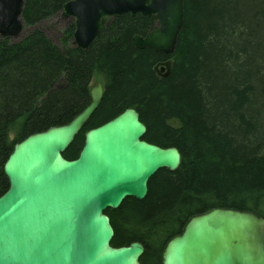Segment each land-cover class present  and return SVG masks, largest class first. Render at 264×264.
<instances>
[{
	"label": "trees",
	"instance_id": "1",
	"mask_svg": "<svg viewBox=\"0 0 264 264\" xmlns=\"http://www.w3.org/2000/svg\"><path fill=\"white\" fill-rule=\"evenodd\" d=\"M66 1L24 0L21 19L32 29L16 41L0 38V195L14 145L71 121L100 81L101 102L65 159L78 156L89 129L126 108L145 125L143 140L176 147L181 158L175 171L150 177L143 199L103 211L112 247L139 242L141 264H162L166 242L194 215L227 207L264 218V0H183L170 54L134 46L133 36L154 24L140 13L106 19L86 50L71 45L68 19L54 43L35 25L61 16Z\"/></svg>",
	"mask_w": 264,
	"mask_h": 264
},
{
	"label": "water",
	"instance_id": "2",
	"mask_svg": "<svg viewBox=\"0 0 264 264\" xmlns=\"http://www.w3.org/2000/svg\"><path fill=\"white\" fill-rule=\"evenodd\" d=\"M24 0H0V38L18 35ZM125 13L152 17L136 48L173 52L183 22V0H68L60 14L74 24L71 45L89 48L105 20ZM167 65L160 67V72ZM103 86L71 121L33 133L13 147L3 165L9 186L0 195V264H141L139 242L112 247L107 208L126 197L141 200L150 177L180 165L176 147L142 139L139 114L126 108L84 134L75 159L62 153L99 106ZM162 264H264V218L247 210L215 207L194 215L170 238Z\"/></svg>",
	"mask_w": 264,
	"mask_h": 264
},
{
	"label": "rangeland",
	"instance_id": "3",
	"mask_svg": "<svg viewBox=\"0 0 264 264\" xmlns=\"http://www.w3.org/2000/svg\"><path fill=\"white\" fill-rule=\"evenodd\" d=\"M68 19L62 18L60 15H57L49 20L42 21L35 25V27L41 29L54 43L59 44V39L61 36V30L63 26L67 23ZM32 27L27 28L22 27V31L18 35L11 37L12 41L19 40L24 35H26ZM95 80H93L94 82Z\"/></svg>",
	"mask_w": 264,
	"mask_h": 264
},
{
	"label": "bare ground",
	"instance_id": "4",
	"mask_svg": "<svg viewBox=\"0 0 264 264\" xmlns=\"http://www.w3.org/2000/svg\"><path fill=\"white\" fill-rule=\"evenodd\" d=\"M107 20H108V19H107ZM21 31H22V29H21ZM166 62H167V61H166ZM159 63H160V62H159ZM159 63H158V64H159ZM160 66H161V65H160ZM156 68H157V67H156ZM164 69H165V68H164ZM158 74H159V73H158ZM163 75H164V74H163ZM180 159H181V158H180ZM147 185H148V184H147Z\"/></svg>",
	"mask_w": 264,
	"mask_h": 264
},
{
	"label": "flooded vegetation",
	"instance_id": "5",
	"mask_svg": "<svg viewBox=\"0 0 264 264\" xmlns=\"http://www.w3.org/2000/svg\"><path fill=\"white\" fill-rule=\"evenodd\" d=\"M182 231V230H181ZM181 233V232H180Z\"/></svg>",
	"mask_w": 264,
	"mask_h": 264
}]
</instances>
